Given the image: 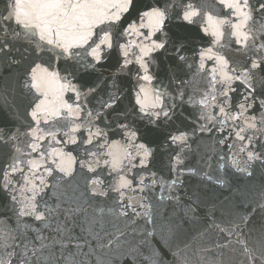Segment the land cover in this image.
<instances>
[{
  "label": "snow or ice",
  "instance_id": "6c2138e0",
  "mask_svg": "<svg viewBox=\"0 0 264 264\" xmlns=\"http://www.w3.org/2000/svg\"><path fill=\"white\" fill-rule=\"evenodd\" d=\"M2 2L0 59L23 69L27 105L19 126L0 127V192L16 217L15 227L0 221V264H106L105 253L124 245L136 264L156 233V205L179 201L172 193L183 177L227 184L185 165V149L197 132L213 141L208 169L215 161L219 170L252 177L253 164L264 165V0H152L139 7L137 0ZM133 10L136 19L126 22ZM173 20L181 29L196 25L209 38L206 46L188 55V35L171 31ZM169 49L177 67L194 69L192 81H173L174 95L163 84L153 86L151 71L154 54ZM113 53L117 73L137 66L133 111L148 125L170 119L177 99L197 109L191 131L176 129L166 137L167 175L152 170L157 149L147 133L153 128L141 135L126 122L119 90L90 106L99 85L75 82L81 70L90 74ZM192 82L197 86L189 94ZM117 134L121 139L111 138ZM77 176L83 191L75 195L77 182L70 197L65 186ZM258 198L256 206L264 209V189ZM190 211L189 205L185 214ZM254 211L229 212L223 227L213 221L224 242L196 249V264H224L226 249L243 258L240 264H264V222L253 224ZM129 230L141 236L137 243L127 239ZM174 255L179 264H192L179 249ZM144 259L157 264L158 253Z\"/></svg>",
  "mask_w": 264,
  "mask_h": 264
},
{
  "label": "water",
  "instance_id": "95a60500",
  "mask_svg": "<svg viewBox=\"0 0 264 264\" xmlns=\"http://www.w3.org/2000/svg\"><path fill=\"white\" fill-rule=\"evenodd\" d=\"M149 3H152V0H137L138 7ZM201 3L211 4L212 0H201ZM3 8L4 4L0 0V11H3ZM133 19H136V10L126 16V22ZM177 24L178 22L173 20L169 28L173 32L187 33V47L190 49L188 55H191V50L206 46L209 38L204 36L196 25L181 29L177 27ZM154 55L155 63L152 64L151 71L156 79L153 81V86L160 87L163 84L174 95L176 91L174 80L192 81L194 69L189 70L185 66L177 67L176 61L171 56V49L168 53L161 52ZM117 68L116 55L109 54L90 74L81 70L75 82H86L88 86L99 85L96 94L89 97L90 106L94 105L99 97L106 96L108 92L119 90V110L127 113L128 120L126 122L138 129L141 135L146 134V129L153 128L151 133H147L148 139L155 141L151 146L157 149L155 167L152 170L161 171V174L167 175L166 165L170 148L166 137L176 129L191 131L197 121V109L187 103L181 104L177 99L175 102L178 107L173 110L170 119L162 120L155 127L148 125L146 120H141L133 111L134 90L137 86L135 79L137 66L131 65V71L119 73H117ZM22 71V68L9 66L5 59H0V127L19 126L26 118L27 99L19 82ZM114 74L116 75L114 76ZM113 81H115L116 88L112 87ZM200 84L202 85L203 81H200ZM196 86V83L192 82L186 90L191 94V90ZM257 87H260L259 83ZM187 98L185 96V101ZM169 102H172L171 99ZM111 138L121 139V136L117 134ZM212 152L213 141L206 136L201 137V134L197 132L189 138L188 147L185 149V165L219 175L227 181V184L225 186L208 184L202 182L200 176L183 177L184 183L177 185L172 193L179 197V201L165 199L156 205V233L150 238L149 243L143 246L142 256L137 259L136 264H149V261L144 258L150 257L153 251L158 253L157 264H179V258L174 255L178 249L183 256L192 258V264H196L198 258L193 256L196 249L201 246L211 247L214 242H224L225 234L219 233L210 225L214 221L223 227L224 223L230 219L229 212H244L245 210L251 212L255 208V211L252 212L253 224L258 226L264 222V209L256 206L261 203L258 195L264 189V165L255 162L251 169L252 177L238 173L232 168L219 170L215 161L212 162V168L208 169L204 161ZM77 182H79L80 188L75 195L79 196L83 191V180L77 176L75 180L65 186L68 196L74 195L73 188ZM164 195L167 197L169 193L166 191ZM189 205L192 211L186 215L185 210ZM4 219H7L12 227L16 226L12 203L6 193L0 192V221ZM161 224L166 226L163 231L160 228ZM168 227L171 228V231L168 230ZM244 231L247 232V229ZM127 239L132 243H137L141 236L129 230ZM127 251L128 246L124 245L118 250L106 252L104 257L106 264H131L125 255ZM215 254L219 256V250H216ZM222 259L224 264H240L243 258L236 253H229L226 249Z\"/></svg>",
  "mask_w": 264,
  "mask_h": 264
}]
</instances>
